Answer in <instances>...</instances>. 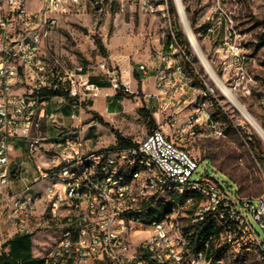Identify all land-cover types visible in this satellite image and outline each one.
<instances>
[{
	"label": "built area",
	"instance_id": "2783aa9c",
	"mask_svg": "<svg viewBox=\"0 0 264 264\" xmlns=\"http://www.w3.org/2000/svg\"><path fill=\"white\" fill-rule=\"evenodd\" d=\"M224 1L210 6V31L222 24L215 16ZM87 2L0 0V249L11 250L18 238L46 230L56 239L41 264H211L223 247L235 255L255 253L264 262V238L253 225L254 220L264 235V197H243L214 175L197 178L199 161L185 145L223 132L207 92L202 102L189 100L186 108L192 110L181 116L175 93L185 96L190 78L176 53L193 64L177 42L171 0L91 2L98 9L107 3L130 7L170 24L172 42L159 53L153 131L129 148L92 150L82 135L85 126L59 129L50 100L66 96L43 91L67 93L74 110L70 118L77 120L82 90L60 77L46 45L61 17L84 12ZM139 71L148 73L145 65ZM107 81L115 91L131 92L129 82ZM13 140L25 144L29 162L12 156L20 154ZM160 206L168 208L150 217V210ZM186 219L189 227L203 224L195 247L184 234Z\"/></svg>",
	"mask_w": 264,
	"mask_h": 264
},
{
	"label": "rangeland",
	"instance_id": "374dc122",
	"mask_svg": "<svg viewBox=\"0 0 264 264\" xmlns=\"http://www.w3.org/2000/svg\"><path fill=\"white\" fill-rule=\"evenodd\" d=\"M91 2L92 0H88L84 12H71L61 17L58 28L47 41L46 51L52 64L57 60L60 77L72 79L78 89L82 90L79 99L86 115L82 135L86 145L98 150L113 147L115 134L111 128L104 125L87 126L93 115L97 114L95 109L108 108L109 113L114 114L110 126L133 142L144 139L156 127V98L153 92H148L153 89L152 77H148L144 83V88L148 90L145 93L141 85L139 88L131 87L128 94L135 96L124 99L123 106L115 97L118 91L113 90L107 80L112 77L121 84L131 82V75L125 76L124 81L120 70L121 67L126 69L128 65L133 67V76L138 82L147 77L136 69L141 64L146 65L148 56L152 59L159 57L160 52L168 49L172 38L170 24L157 16L142 14L130 7L122 10L116 4L110 3L98 9ZM214 2L217 0H182L190 25L194 12H198L197 23L194 27L191 25V28L208 63L224 85L264 128V0L224 1L215 16V22L222 21V24H214L210 31L212 25L208 23L207 17ZM170 3L175 9L173 24L182 35L183 41L188 43L186 52L199 78L195 79L189 74L188 62L184 56L176 53V57L190 76L189 100L198 97L202 102V95L207 92L206 100L211 105L223 132L219 138L203 137L196 142H186L187 149L199 161L197 178H201V175H214L221 182L227 183L234 193L243 197H264V160L254 157L241 130L249 136L256 135L263 150L264 143L210 80L183 31L174 1L171 0ZM96 38L102 40L107 57L98 49ZM103 64L107 65L106 70L101 68ZM91 78H96L99 84H110V88H88ZM55 102L53 100V103ZM215 103L223 113L218 111ZM142 110L146 113H142ZM187 110L191 111L192 108L188 107ZM71 112L74 110L71 109L63 115L69 128L78 124V120L70 118ZM75 112L78 116L81 115L79 109ZM11 144L16 151H20V154L15 152L12 156L17 160L30 161L23 142L13 140ZM164 208L168 207L151 209L149 216L155 218L158 209L163 211ZM184 223L185 227L189 228L187 219ZM253 225L264 238L254 220ZM55 239V235L46 230L18 238L17 243H14L15 251L19 253L16 264H41L43 258L51 252ZM10 251L3 247L0 249V255L9 254ZM220 260L221 264H264L255 253L235 255L228 249Z\"/></svg>",
	"mask_w": 264,
	"mask_h": 264
},
{
	"label": "trees",
	"instance_id": "16d2710c",
	"mask_svg": "<svg viewBox=\"0 0 264 264\" xmlns=\"http://www.w3.org/2000/svg\"><path fill=\"white\" fill-rule=\"evenodd\" d=\"M170 8H171L172 16H173V14H175V9L173 7V4H171V3H170ZM197 17H198V12H194L193 17L191 19V25L193 27L197 23ZM173 29L176 31V39H177V42H178L179 46L186 51V46H187L188 43L183 41L182 35L179 32H177V28H176V26L174 24H173ZM96 45H97L98 49L100 50L101 54L104 57H107V50H106V48H105V46H104V44H103L101 39L96 38ZM187 65H188V69H189V74H191L195 79H199L198 75H197V73L195 71V68L193 67V65H191L190 63H188ZM90 83L94 84V85H96V86H98L100 88H108V87H110V84H108V83H104V84L100 83L99 84L98 80L96 78H91ZM42 94L43 95L52 96V97H56V96H66L67 97V93H65L63 91H47V90H45V91H43ZM134 96L135 95H130L128 93H124L122 91H118V93L116 95V98L117 99H123V98L130 99L131 97H134ZM215 105H216V108H218V111L220 113H223V111L218 106V104L215 103ZM141 112L142 113H144V112L146 113V111H143V110ZM92 121H96V122H98L101 125H104V126H106L108 128H111V130L115 134V138H116V145L114 147L119 148V149H124V148H129V147L133 146V140L132 139H129V138L123 136L119 131H117L113 127H111L109 123L105 122L103 117H101L100 115H98V114L93 115V118H92L91 122ZM241 133H242L243 137L245 138L246 142L249 144L254 157L257 160H264V150L262 148L260 139L256 135H250L249 136L245 132H243L242 130H241ZM202 225L203 224H197V225H194V226H191V227L185 229L184 234H185V236H186V238L188 240L189 246H192V247L196 246L197 239L199 237H201L202 234H203L202 231H201L202 230L201 229ZM17 240H15L12 243L11 251H10L9 254L2 253L0 255V264H16V257H17V255L19 253L17 251H15L14 243H17ZM226 250L227 249L225 247H223V248L217 250L216 252H214L213 261H212L211 264H216L217 261H219L220 258L222 257V255L225 253ZM32 263H35V262H32Z\"/></svg>",
	"mask_w": 264,
	"mask_h": 264
},
{
	"label": "crops",
	"instance_id": "0c3cea01",
	"mask_svg": "<svg viewBox=\"0 0 264 264\" xmlns=\"http://www.w3.org/2000/svg\"><path fill=\"white\" fill-rule=\"evenodd\" d=\"M168 51V50H167ZM179 60V59H178ZM181 62V61H180ZM146 67L148 69V73L147 74H143L142 72L139 71V67L136 69L138 73H140L141 75H144V76H147L145 78H142L139 82L135 79V77L133 76V71L134 69H132L133 67L131 65H128V67H126V69H122L121 67V71L123 73V80H125V76H130L131 75V82H129L131 84V87L133 88H139V85H141V88H142V91L145 93L147 92L148 90L144 88V83L146 82V79L148 77H152V82H153V89L151 91H148L149 93L150 92H153L154 94H156V91H155V80H156V73H157V70L159 69V67L161 66V63H160V59L159 57L155 58V59H152L150 56L147 57L146 61ZM142 65V64H141ZM125 73V74H124ZM141 82V84H140ZM110 88V87H108ZM108 88H103L104 90L108 89ZM184 93V92H183ZM183 93L181 92H177L175 93V98L176 100H178L180 103H181V108L180 110L181 111V116H185L187 113H189L190 111L187 110V105H188V102H189V99H190V93L188 91V89L185 91V96L183 95ZM134 95V94H133ZM116 97V96H115ZM156 98V97H155ZM126 99V98H123V99H118L117 102L122 104H124L123 100ZM53 100L56 101L55 103H53ZM70 98L66 97L65 99H61V98H52L50 100V111H53V112H58L60 115H62V117H60L59 115V124H58V127L60 130L62 131H65L67 129H70V128H80L82 125H83V120H84V116L85 113H83V109L80 110L81 112V115L78 116V124L76 125H72L70 128L68 127V123L65 122V119L63 118V115L70 111L71 110V107L69 105L70 103ZM158 106V102H157V98H156V105L155 107ZM95 112H97L98 115H100L101 117H103L104 121L111 124V122L113 121V118H114V114H110L109 111H108V108L106 110H98V109H95ZM73 112H71L72 114ZM70 114V115H71ZM116 114V113H115ZM93 122V121H92ZM91 123V121H90ZM88 127L89 124L87 125ZM98 126L100 127L101 124H98ZM56 133V132H55ZM116 145V138L114 139V145ZM86 147L88 149H92V150H95L94 148L86 145Z\"/></svg>",
	"mask_w": 264,
	"mask_h": 264
},
{
	"label": "bare ground",
	"instance_id": "6f19581e",
	"mask_svg": "<svg viewBox=\"0 0 264 264\" xmlns=\"http://www.w3.org/2000/svg\"><path fill=\"white\" fill-rule=\"evenodd\" d=\"M176 1L179 6L182 17L181 25L183 27V30L188 36L195 53L199 55L201 63L204 66L206 72L208 73L210 80L215 84L216 88L222 92V94L227 98L231 105L245 118L246 122L255 130V132L259 135V137L264 143V128L247 110V108L235 97V95L224 85L217 73L212 69L207 59L205 58V55L203 54L198 42L194 37V33L189 23V20H187L185 17V15H187L186 12H183L182 7L180 5V1Z\"/></svg>",
	"mask_w": 264,
	"mask_h": 264
},
{
	"label": "water",
	"instance_id": "95a60500",
	"mask_svg": "<svg viewBox=\"0 0 264 264\" xmlns=\"http://www.w3.org/2000/svg\"><path fill=\"white\" fill-rule=\"evenodd\" d=\"M197 56H198L199 60L201 61V59H200L199 55H197Z\"/></svg>",
	"mask_w": 264,
	"mask_h": 264
}]
</instances>
